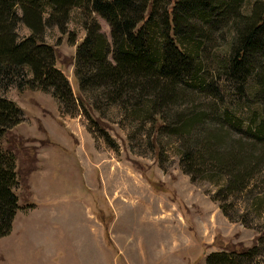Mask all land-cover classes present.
Here are the masks:
<instances>
[{
    "label": "rangeland",
    "instance_id": "obj_1",
    "mask_svg": "<svg viewBox=\"0 0 264 264\" xmlns=\"http://www.w3.org/2000/svg\"><path fill=\"white\" fill-rule=\"evenodd\" d=\"M89 12L73 7L64 21H44L41 33L57 51L72 101L52 89H0L23 110L22 122L0 139L14 157L20 206L11 232L0 236V264H264V158L244 187L229 190V174L205 147L208 139L221 149L241 141L256 144L253 157L264 155L247 131L263 117L256 77L233 81L218 67L236 30L222 22L206 29L213 86L181 81L158 129L137 111V95L113 100L108 86L77 81L76 50L90 15L112 43L108 22ZM16 31L32 33L23 22ZM188 118L194 123L183 126Z\"/></svg>",
    "mask_w": 264,
    "mask_h": 264
},
{
    "label": "trees",
    "instance_id": "obj_2",
    "mask_svg": "<svg viewBox=\"0 0 264 264\" xmlns=\"http://www.w3.org/2000/svg\"><path fill=\"white\" fill-rule=\"evenodd\" d=\"M245 1L0 0V89L14 83L19 87L52 89L61 101H72L70 83L56 66L57 51L43 40L41 33L47 20L49 23L59 15L58 20L64 21L71 8H85L108 22L112 43L97 19L90 15L86 36L76 50L77 81L82 88L108 86L113 100L130 102L137 95L142 102L134 103L138 104L134 105L139 107L137 111L144 119L149 116L160 129L165 122L163 109L176 96L181 81L194 88L213 86L207 81L209 73L205 72L203 58L209 40L206 29L211 30L221 22L231 23L236 33L227 43V53L218 61V67L233 81L256 77L263 117L248 126L247 131L260 142V151H264V0H251V12L244 9ZM49 8L44 19L43 14ZM19 22L32 30L29 36L19 38L16 31ZM256 52H259L258 60L253 65L251 57ZM24 68L33 74L31 78L25 77ZM16 77L23 78V82H18ZM22 120V108L0 95V139ZM194 121L195 118H188L183 126ZM238 122L236 127L242 129L241 121ZM214 142L208 139L205 144L212 153L214 166L229 174V190L230 187L241 189L260 169L264 155L253 157L252 152L258 149L256 144L242 145L239 141L229 149H221ZM184 156L188 158L191 154ZM193 170V167L185 168L189 174ZM16 183L13 154L0 148V236L11 232L20 207L13 190Z\"/></svg>",
    "mask_w": 264,
    "mask_h": 264
},
{
    "label": "crops",
    "instance_id": "obj_3",
    "mask_svg": "<svg viewBox=\"0 0 264 264\" xmlns=\"http://www.w3.org/2000/svg\"><path fill=\"white\" fill-rule=\"evenodd\" d=\"M122 251V250H121Z\"/></svg>",
    "mask_w": 264,
    "mask_h": 264
}]
</instances>
